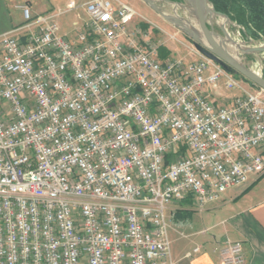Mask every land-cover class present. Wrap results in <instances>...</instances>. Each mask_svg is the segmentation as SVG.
<instances>
[{"label": "built area", "instance_id": "1", "mask_svg": "<svg viewBox=\"0 0 264 264\" xmlns=\"http://www.w3.org/2000/svg\"><path fill=\"white\" fill-rule=\"evenodd\" d=\"M32 3L0 35V264H175L174 206L264 175V90L205 56L161 59L121 0L82 5L74 39L57 21L74 2ZM224 78L242 93L217 105L205 88ZM219 256L247 263L230 238Z\"/></svg>", "mask_w": 264, "mask_h": 264}, {"label": "crops", "instance_id": "2", "mask_svg": "<svg viewBox=\"0 0 264 264\" xmlns=\"http://www.w3.org/2000/svg\"><path fill=\"white\" fill-rule=\"evenodd\" d=\"M89 1L91 0L81 2V7ZM72 2L74 1H68L67 6ZM13 4L14 0H0V35L12 31L23 22V13ZM32 6L36 12L35 4L32 3ZM219 21L221 27L222 20ZM60 32L71 39L77 35L74 25L66 28L60 24ZM170 52L169 58H175L172 50ZM223 88H226L225 80L215 89L207 86L205 94L217 105H229L242 93L241 89L224 92ZM262 182L264 175L254 177L247 184L227 191L220 201L210 204L203 211L198 210L190 199L178 202L174 206L173 217H170L169 230L171 255L175 264H222L219 248L226 238L242 242L246 264H264V189L260 188ZM195 247H200V250L193 252ZM189 252L192 253L190 257L187 256Z\"/></svg>", "mask_w": 264, "mask_h": 264}, {"label": "rangeland", "instance_id": "3", "mask_svg": "<svg viewBox=\"0 0 264 264\" xmlns=\"http://www.w3.org/2000/svg\"><path fill=\"white\" fill-rule=\"evenodd\" d=\"M68 1L70 0H35L33 1V4L36 6V13L47 14L49 12L58 11L59 9H66ZM73 1L78 7L68 10L57 18L61 27L71 28L75 22L87 18L84 8L81 7V2L84 0ZM121 1L130 4L137 11V15L131 26L133 27L132 29H135L138 32L137 37L140 41L146 40L157 46L166 45L168 49L172 50V55L176 56L175 59L183 58L186 63L199 61L203 58V55H201V53L195 48L193 40L187 36L184 31L165 20L144 0ZM158 3L164 10L170 13L175 12L173 4L164 1H159ZM184 3L193 9L189 3ZM176 12L179 16L186 18L187 20L191 19V12H189L184 6H178ZM219 22V19H215L216 31L224 38H229V43L239 44L243 46V48L264 47V37L258 39L249 37L244 33V28L242 26L234 22L229 23L226 21L224 27L229 34L227 36L223 33L222 27L219 26ZM171 35H175V38L172 39ZM239 56L247 67L261 71V74L264 76V51L259 53H245L241 51ZM171 58L174 57L171 56ZM235 78L242 87L249 91L261 89L256 85L253 86L251 81L246 80L240 75H235ZM223 80H225V78ZM223 80H221V82ZM223 90L224 92L233 91L227 90L226 88H223ZM261 187L264 189V182L261 183L260 188Z\"/></svg>", "mask_w": 264, "mask_h": 264}, {"label": "water", "instance_id": "4", "mask_svg": "<svg viewBox=\"0 0 264 264\" xmlns=\"http://www.w3.org/2000/svg\"><path fill=\"white\" fill-rule=\"evenodd\" d=\"M144 1L165 20L184 31L187 36L193 40L195 48L201 53V55L214 60L232 75H242L245 79L264 90V76L261 73H255L252 68L247 67L245 64L238 63L229 51L217 41L216 37L224 40L230 39L224 38L216 31L215 18L224 17L229 23L232 22L226 14L217 11L210 0H184V2L189 3L193 7L196 16L195 28L197 29V32L193 29V20H187L186 18L179 16L176 12L178 6H184L188 9V6L185 5L184 2L181 3L173 0ZM159 1L173 4L175 12L170 13L164 10L159 5ZM224 24H221V27L223 33L228 36L229 34L227 33ZM241 51L245 53H259L264 51V47L242 48Z\"/></svg>", "mask_w": 264, "mask_h": 264}, {"label": "trees", "instance_id": "5", "mask_svg": "<svg viewBox=\"0 0 264 264\" xmlns=\"http://www.w3.org/2000/svg\"><path fill=\"white\" fill-rule=\"evenodd\" d=\"M210 2L217 11L226 14L231 22L242 26L247 36L256 39L264 37V0H210ZM170 54L166 46H159V56L162 59H168Z\"/></svg>", "mask_w": 264, "mask_h": 264}, {"label": "bare ground", "instance_id": "6", "mask_svg": "<svg viewBox=\"0 0 264 264\" xmlns=\"http://www.w3.org/2000/svg\"><path fill=\"white\" fill-rule=\"evenodd\" d=\"M189 12H191V20L192 21V25H193V29L197 32V29L195 28V20H196V16H195V12L193 11V9L191 7H188ZM215 19H221L222 20V24H224L226 22V19L224 17H217ZM195 34V33H194ZM217 41L225 48L229 51V53L233 56V58L241 64H244L242 59L239 56V53L241 52L243 46L239 45V44H235V43H229L228 40H224L221 39L219 37H216ZM260 68V67H259ZM255 73H261V71L257 70V69H252Z\"/></svg>", "mask_w": 264, "mask_h": 264}]
</instances>
